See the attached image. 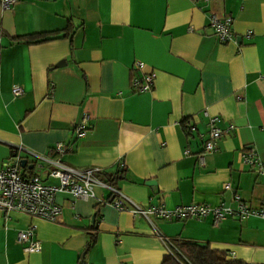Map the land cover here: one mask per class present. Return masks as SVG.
Instances as JSON below:
<instances>
[{
    "label": "crops",
    "instance_id": "crops-1",
    "mask_svg": "<svg viewBox=\"0 0 264 264\" xmlns=\"http://www.w3.org/2000/svg\"><path fill=\"white\" fill-rule=\"evenodd\" d=\"M212 14L231 18L233 41L215 36ZM51 31L61 37L18 40ZM135 61L155 74L147 92L132 85L142 75ZM13 85L23 94L14 96ZM85 114L89 130L77 139L74 127ZM209 117L218 118L219 128H232L200 165ZM56 142L72 146L61 156L65 164L115 176L109 184L130 206L235 207L238 197L259 208L264 173L244 164L241 154L253 151L264 161V0L0 5V167L19 145L54 157ZM25 167L57 185L45 166ZM94 193L111 197L100 186ZM55 202L61 207L56 222L18 212L5 219L0 212V264H160L170 246L165 239L206 243L229 260L264 263V217L258 215L217 224L212 215L167 221L65 191L55 194ZM31 224L41 245L36 253L17 241L18 230ZM92 234L95 241L86 248Z\"/></svg>",
    "mask_w": 264,
    "mask_h": 264
},
{
    "label": "built area",
    "instance_id": "built-area-1",
    "mask_svg": "<svg viewBox=\"0 0 264 264\" xmlns=\"http://www.w3.org/2000/svg\"><path fill=\"white\" fill-rule=\"evenodd\" d=\"M16 2L17 0H0V5L3 9H10ZM231 22L230 17L210 15L209 25L219 41L226 43L234 40L235 36L230 28ZM133 68L142 71L141 76L132 79L135 90L137 92L149 91L153 86L154 72H144V63L141 61H135ZM11 92L14 96H20L23 94V89L19 85H13ZM88 121L89 117L85 114L75 125L74 132L77 139L82 138L89 130ZM217 122V117L208 118V132L203 141L202 151L197 157L200 165L204 164V153L214 151L216 142L232 128V126L225 129L219 128ZM188 129L192 130L193 126L189 125ZM71 150L72 146L63 142H56L53 145L51 152L55 155L54 157L51 156V153L39 154L25 149L21 145L12 150L10 157L0 167V212L5 219H8L11 213L18 212L30 217L56 222L61 214V207L55 202V194L58 191H65L79 199L94 198L99 204L109 203L118 210H128L133 215H141L146 219L156 217L167 221H180L203 219L212 215L214 223L217 224L227 218H245L250 215L264 217V203L259 208H252L238 197H236L235 207L225 203L215 206L206 203H191L177 205L170 209L164 208L162 205H149L145 208L127 205V199L121 192L102 179L101 170L93 167L74 168L65 164L61 160V156ZM22 159L27 161L26 165L30 162L33 167L42 168L45 166L47 177L55 179L58 182L57 185L43 182L39 174H27L24 170L26 167H21ZM241 159L244 164L254 167L257 172L264 173V161L260 160L255 152H243ZM95 186L107 188L111 197L97 199L94 193ZM225 188H228V185ZM35 227V224H31L26 229L17 232V241L23 244L25 252L36 253L41 249L39 240L34 238ZM165 241L170 243L168 239Z\"/></svg>",
    "mask_w": 264,
    "mask_h": 264
},
{
    "label": "trees",
    "instance_id": "trees-1",
    "mask_svg": "<svg viewBox=\"0 0 264 264\" xmlns=\"http://www.w3.org/2000/svg\"><path fill=\"white\" fill-rule=\"evenodd\" d=\"M65 32L66 36L68 34V29ZM59 34V31L32 33L18 37V40L25 43H41L61 37ZM184 127L188 128V125ZM27 171L30 172L31 170L27 168ZM101 177L110 184H112L116 178L112 175ZM94 241L95 234H92L86 244V248H89ZM169 245L168 252L163 256L160 264H245L241 261L227 259L223 251L215 250L206 243L201 244L191 240L172 239Z\"/></svg>",
    "mask_w": 264,
    "mask_h": 264
},
{
    "label": "water",
    "instance_id": "water-1",
    "mask_svg": "<svg viewBox=\"0 0 264 264\" xmlns=\"http://www.w3.org/2000/svg\"><path fill=\"white\" fill-rule=\"evenodd\" d=\"M26 162H27V161H26L25 159H22V160H21V167H25ZM29 167H32V165H29ZM153 182H154L153 180H149V181L146 182V184H147V185H151V184H153ZM94 218H95V217L93 216V220H94Z\"/></svg>",
    "mask_w": 264,
    "mask_h": 264
},
{
    "label": "rangeland",
    "instance_id": "rangeland-1",
    "mask_svg": "<svg viewBox=\"0 0 264 264\" xmlns=\"http://www.w3.org/2000/svg\"><path fill=\"white\" fill-rule=\"evenodd\" d=\"M41 180H43V177H40Z\"/></svg>",
    "mask_w": 264,
    "mask_h": 264
}]
</instances>
